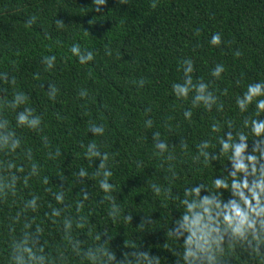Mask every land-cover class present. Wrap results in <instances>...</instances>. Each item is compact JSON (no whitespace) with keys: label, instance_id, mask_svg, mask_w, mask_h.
I'll use <instances>...</instances> for the list:
<instances>
[{"label":"trees","instance_id":"obj_1","mask_svg":"<svg viewBox=\"0 0 264 264\" xmlns=\"http://www.w3.org/2000/svg\"><path fill=\"white\" fill-rule=\"evenodd\" d=\"M150 3L106 0L98 12L93 0H0V73L16 78L15 85L0 80V104L10 100L15 91L29 97L27 104L16 111L0 107V118L8 119L22 140L16 162L24 164L27 172L28 161L23 153L30 148L40 166V176L49 177L48 185L42 184L39 177H33L27 188L19 184L15 198L0 202V264H6L8 243L14 234L9 230L11 218L30 194L40 196L38 211L27 215L35 216V223L44 228L45 251L53 256L65 251L61 228L45 216L51 212L50 203L52 207H63L52 196L61 190L60 185L64 186L65 203L72 205L62 216L75 217L81 188L89 192L83 209L88 224L84 228L74 225L72 231L84 247L93 243L94 234L106 232L112 238L109 250L115 251L124 264H157L151 254L158 255L161 264H176L177 257V264H183L178 250L182 243L170 236L172 222L184 211L179 198L186 186L204 183L211 188L213 178L227 175L226 156L206 165L195 162L197 145L211 139L215 147L209 151L215 152V137L223 135L225 121H233L235 130H239L246 116H255V104L241 113L235 99L248 84L264 81V0H157L155 9ZM33 15L36 22L26 26ZM58 19L65 23L63 28L56 26ZM214 32L222 34L224 43L220 47L209 44ZM73 43H79L82 50H92L95 59L80 64L69 51ZM105 45L112 50L111 56L105 54ZM235 50L243 55L236 58ZM45 55L56 56L51 71L42 63ZM185 58L194 61V82L200 78L211 82L210 89L219 96L223 111L218 112L215 106L206 111L201 106L192 108L190 121L184 118L183 111L192 107V94L187 101L178 100L171 85L183 83L179 64ZM217 63L226 67L219 80L210 74ZM37 73L39 78L35 79ZM140 79L145 80L143 87L133 83ZM49 84L59 89L55 100L48 98ZM81 90H87V97L78 95ZM26 106L43 118V132L16 128V112ZM148 118L153 121L151 128L145 127ZM213 122L224 126L220 133L210 131ZM90 123L103 124L104 135H93ZM156 131L168 143L174 160L154 155L157 150L152 134ZM43 135L49 138V148L43 146ZM93 141L102 152L110 154V182L116 186L113 195L122 209L116 220L107 215L110 203L102 200L104 193L97 179L91 177L99 160L89 161L83 155L86 149L81 144ZM181 141L187 144L186 150L181 148ZM57 147L61 156L49 159L48 153H54ZM169 164L174 167L175 177ZM81 167L89 172L83 183L76 177ZM152 183L171 189L170 195L157 196ZM23 222L22 217L15 225V234L20 233ZM139 247L151 252L147 258L140 254ZM66 256L67 264H87L70 249ZM224 259L229 264H252L240 249L229 251ZM105 264L114 262L105 258Z\"/></svg>","mask_w":264,"mask_h":264},{"label":"clouds","instance_id":"obj_2","mask_svg":"<svg viewBox=\"0 0 264 264\" xmlns=\"http://www.w3.org/2000/svg\"><path fill=\"white\" fill-rule=\"evenodd\" d=\"M119 3L127 4L128 0H119ZM105 4L106 0H93V6L98 12L99 6ZM150 7L155 9L157 0H151ZM35 22L36 16L33 15L25 23L30 27ZM55 24L58 28H63L65 23L58 19ZM199 31V29L196 30L197 35ZM223 43L222 34L219 32H214L209 39L212 47H220ZM69 51L80 64H87L95 59V53L88 49L82 50L79 43H73ZM105 54L112 55V50L107 45H105ZM233 55L239 58L243 53L235 50ZM55 62V55L42 57V63L48 71L55 67ZM179 66L184 73L183 83L174 82L171 85L172 94L178 100L185 101L188 100L190 93L192 94V107L183 111L184 118L190 121L193 115L192 108L201 106L206 111H211L214 106L218 112L223 111L224 105L219 100V96L210 89L211 82H205L202 78L196 82L193 81L192 73L195 71L193 59L185 58L180 61ZM225 71V65L217 63L210 74L214 79L219 80ZM34 78L38 79L39 74H34ZM0 80L10 85L16 84L15 76L9 77L7 72L0 73ZM133 83L143 87L145 80L140 79ZM58 92L59 89L54 84L48 85L47 95L50 100H55ZM223 94H227L226 89L223 90ZM78 95L81 98L87 97V90H81ZM28 99L29 97L23 91H15L12 98L4 99L0 107L16 111L20 106L26 105ZM235 103L241 113L248 112L249 107L255 104V116H246L239 130H235L234 122L231 120L224 122L226 128L219 122H213L210 125L212 133H220L224 128L223 135L215 137L217 151H209L210 148L215 147L211 139L203 140L197 145L198 153L193 157L195 162L206 165L209 161H218L221 155L226 156L227 175L213 178L211 188L204 183L186 186L183 197L179 198L184 211L172 222L170 236L182 243V247L178 250H181L183 264H229L224 257L229 251L235 249H240L252 264H264V81L248 84L243 94L236 97ZM57 118H61L59 114ZM15 121L16 128L43 132L41 127L43 118L35 114L34 108L26 106L22 111L16 112ZM152 126L151 118L145 120L146 128ZM89 131L93 135L103 136L105 126L90 123ZM152 135L154 147L157 150L154 155L166 161L174 160L176 157L169 150L168 143L161 140V133L156 131ZM250 135L252 139H249ZM41 139L43 146L49 148L47 135H43ZM81 148L86 149L83 153L85 159L93 162L99 160L96 171L91 173V177L97 179L99 188L104 193L102 200L110 203L107 215L113 220L118 219L122 209L113 195L116 186L110 182L113 176L109 166L110 154L106 151L102 152L95 141L87 145L82 143ZM181 148L187 149V144L183 141H181ZM18 149H22L21 138L11 127L8 119L0 118V154L4 157L0 159V202H7L9 197L15 198L18 185L22 183L27 188L33 177H39L44 185L49 183L48 176H40V166L33 159L30 148L23 153L28 161L27 172H25L26 166L18 164L15 159ZM48 156L49 159L61 156L60 148L57 147L54 153L49 152ZM168 168L175 177L177 174L173 165L169 164ZM76 177L83 183L84 178L89 177V172L81 167ZM59 178L61 181H66L64 177ZM63 187L60 185L61 190L52 193L57 204L63 207H52L50 203L51 212H46L45 216L61 228L65 251H58L55 256L45 251V243H42L44 228L35 223V216L27 215L29 211L32 213L38 211L40 196L30 194V198L23 201L22 206L11 218L9 230L14 234L8 243L6 264H67L66 251L69 249L87 264H105V258L114 264H124V260L117 259L115 251L109 250L111 247L108 246V242L112 238L106 232L94 234L93 243L87 247H84L83 242L72 235L74 225L76 228H84L88 224L83 209L84 202L89 199V192L81 188V198L75 203V217L62 216L66 209L72 207L65 203ZM151 189L157 196H168L171 193V189L163 188L156 183L151 184ZM46 191L51 192V188H47ZM225 193L229 195L226 196ZM22 217L24 222L20 233L15 234V225L20 223ZM125 219H132V217H125ZM89 231L91 232V229ZM104 236L108 238L102 239ZM139 252L146 258L151 253L149 250H141V247ZM151 257L157 261V264H161L158 255L151 254ZM123 258L127 259L124 252Z\"/></svg>","mask_w":264,"mask_h":264}]
</instances>
